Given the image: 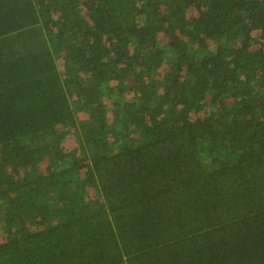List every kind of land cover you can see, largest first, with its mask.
I'll return each mask as SVG.
<instances>
[{"label": "trees", "instance_id": "1", "mask_svg": "<svg viewBox=\"0 0 264 264\" xmlns=\"http://www.w3.org/2000/svg\"><path fill=\"white\" fill-rule=\"evenodd\" d=\"M0 264H264V0H0Z\"/></svg>", "mask_w": 264, "mask_h": 264}, {"label": "rangeland", "instance_id": "2", "mask_svg": "<svg viewBox=\"0 0 264 264\" xmlns=\"http://www.w3.org/2000/svg\"><path fill=\"white\" fill-rule=\"evenodd\" d=\"M197 10L196 9H191L189 11V16L191 15H196ZM63 147L66 151V153H69L70 151H72L73 149L76 148V143L73 137H63Z\"/></svg>", "mask_w": 264, "mask_h": 264}]
</instances>
